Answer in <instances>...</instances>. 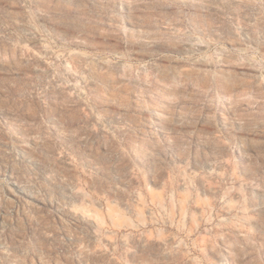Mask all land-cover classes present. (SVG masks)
Returning a JSON list of instances; mask_svg holds the SVG:
<instances>
[{
  "label": "rangeland",
  "instance_id": "1",
  "mask_svg": "<svg viewBox=\"0 0 264 264\" xmlns=\"http://www.w3.org/2000/svg\"><path fill=\"white\" fill-rule=\"evenodd\" d=\"M0 264H264V0H0Z\"/></svg>",
  "mask_w": 264,
  "mask_h": 264
}]
</instances>
